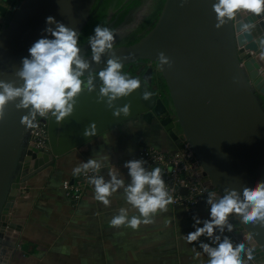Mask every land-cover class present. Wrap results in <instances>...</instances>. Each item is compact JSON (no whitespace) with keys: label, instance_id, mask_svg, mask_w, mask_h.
I'll return each instance as SVG.
<instances>
[{"label":"water","instance_id":"obj_1","mask_svg":"<svg viewBox=\"0 0 264 264\" xmlns=\"http://www.w3.org/2000/svg\"><path fill=\"white\" fill-rule=\"evenodd\" d=\"M95 1L19 0L8 16L0 15V79L22 84L15 73L22 66V58L29 56L31 45L47 35V17H55L80 33ZM214 2L186 0L181 6V0H164L157 19L144 35L130 44L113 46L123 66L137 61L153 66L142 74L139 67L132 73L123 71L141 80V88L114 102V108L130 103L127 116L116 117L114 108L97 102L101 83L97 77V88L77 98L73 114L61 125L50 115L40 117L46 124L48 142V150L40 151L28 144L29 130L20 123L28 110H17L9 104L5 119L0 121V264H7L17 241L19 226L10 221V214L21 179L92 137L151 111L159 101L156 89L162 84L169 94L175 123L199 161L196 174L202 183L221 195L225 188L242 192L245 185L264 180V62L253 56L258 44L251 42V36L243 43L244 37L239 39L230 23L215 27ZM79 45L95 71L92 75H96L106 66L110 54L102 56L97 64L91 60V53L87 54L88 41ZM160 52L170 58L171 68L163 65L160 69ZM144 92L152 96L145 100ZM92 122L96 130L87 137L83 133ZM173 125L169 123L166 129ZM230 222L235 225L232 233L243 241L249 231L253 233L252 240L247 241L255 249L253 263L264 264V227L242 225L235 218Z\"/></svg>","mask_w":264,"mask_h":264},{"label":"clouds","instance_id":"obj_2","mask_svg":"<svg viewBox=\"0 0 264 264\" xmlns=\"http://www.w3.org/2000/svg\"><path fill=\"white\" fill-rule=\"evenodd\" d=\"M186 0H181V6ZM212 9L216 14L217 29L229 23L247 43L248 36L251 42L258 44L257 59L264 62V32L253 35L259 24L253 17L264 15V0H215ZM47 35L37 39L28 49L29 56L22 58V66L16 71L22 84L17 86L14 81L0 79V121H3L9 104H14L17 110L27 109L20 123L26 130L38 127L37 117H55L57 125L73 114L77 98L85 91L91 93L97 88L94 82L100 80L97 102H106L108 108H114V102L131 95L134 90L141 88L139 77H133L123 72L121 57L115 54L114 43L116 33L109 27L97 24L94 34L88 38L91 50V60L99 64L102 56L110 54L106 66L92 75L91 63L87 55L82 53L79 45L80 33L57 21L55 17L46 18ZM51 37V38H50ZM159 67H172V61L163 52L158 54ZM87 73V74H86ZM87 75V79L82 77ZM152 96L144 92L143 99ZM106 98V101H105ZM130 103L122 107H115L113 115L127 116L130 113ZM96 130L95 122L86 126L84 135ZM105 162H110V155L92 156L87 161L73 168V175L87 176L89 172L95 175L87 176L88 183L94 186L93 197L106 207L111 205V197L118 190H123L125 202L130 207H120L118 214L109 221L112 227H130L138 230L141 224L154 223L158 212H167L168 206L174 203L160 167L149 169L144 159H131L124 163L128 169L130 182H125L119 169H109L108 179L100 174ZM206 204L209 208V218L201 220L193 216L194 231L183 235L188 244L198 242L199 249L193 246V259L200 264H250L254 258V248L245 241H251L253 233L248 232L245 241L233 242L224 233L232 232L235 225L230 218L238 219L239 224H259L264 227V180H259L254 186L245 185L242 192L236 189H224V194L217 195L208 192ZM135 210L138 215H129ZM203 226H199L200 224ZM206 237L211 243L202 241ZM207 256V260L202 258Z\"/></svg>","mask_w":264,"mask_h":264},{"label":"crops","instance_id":"obj_3","mask_svg":"<svg viewBox=\"0 0 264 264\" xmlns=\"http://www.w3.org/2000/svg\"><path fill=\"white\" fill-rule=\"evenodd\" d=\"M12 1L0 0L5 4L0 6V15L6 14ZM255 22L259 24L255 35H259L264 32V15L256 17ZM258 54L256 50L253 56ZM156 90L159 110L164 103V91L159 94V89ZM156 112L152 110L120 123L21 179L22 186L10 214V221L19 226L17 241L7 264H200L193 259L192 250L195 245L197 251H202L198 242L188 244L183 235L195 230L194 215L201 220L209 218L207 195L200 196L191 208L171 204L167 212L155 215L154 223L141 224L138 230H133L109 224L120 207H130L122 189L111 197V205L106 207L94 199L93 185L76 202L61 188L63 181L75 178L73 168L80 161L86 162L97 154L110 155V162H105L100 171L106 180L109 169H119L127 183L130 177L124 163L140 159L141 147L173 152L181 137L170 127L166 129L163 116H157ZM172 121L175 125V118ZM129 215L138 213L132 210ZM224 235L233 242L243 241L232 232L226 231ZM200 239L211 243L206 237ZM202 258L207 260L204 254Z\"/></svg>","mask_w":264,"mask_h":264},{"label":"built area","instance_id":"obj_4","mask_svg":"<svg viewBox=\"0 0 264 264\" xmlns=\"http://www.w3.org/2000/svg\"><path fill=\"white\" fill-rule=\"evenodd\" d=\"M13 0L7 12L13 9ZM38 127L29 129L28 144L40 151L48 150L46 124L37 117ZM138 156L147 161L149 166L160 167L163 174V179L173 196L174 203L172 205H180L186 208L194 207L197 200L202 195H207L208 192H216L209 189L208 186L200 181L196 174V169L199 167V161L196 158L189 143L184 139L173 152H163L153 147L143 146L138 151ZM95 175L89 172L87 176ZM86 175L81 174L75 176L72 181L65 180L62 182L61 188L65 195L73 202L78 201L92 186L88 183ZM185 188V193L180 191ZM218 195V194H217Z\"/></svg>","mask_w":264,"mask_h":264},{"label":"rangeland","instance_id":"obj_5","mask_svg":"<svg viewBox=\"0 0 264 264\" xmlns=\"http://www.w3.org/2000/svg\"><path fill=\"white\" fill-rule=\"evenodd\" d=\"M15 1L18 3L19 0H15ZM115 1H119L120 3H122L124 0H105V4H106L105 6L106 8H108L107 14H110L115 10L114 8ZM157 2L158 0H142L139 6L131 10L130 14L126 16L125 21L113 30L116 33L114 46L120 43H124L125 41L134 40L143 33L144 30H140L141 28L140 25L142 24L144 18H146L151 12L153 5L156 4ZM17 3L14 4L13 9H15ZM0 6L5 7V4L0 3ZM92 23H94L95 25V22L93 20H90L87 26V28L90 30L94 29V25ZM142 29H144V26ZM164 92L165 94L164 93L163 94L166 98V102L163 103V105L160 107L159 110L157 109L158 108L157 105L149 112L155 110L157 111L156 112L157 116L159 115L163 116L161 120L163 121V125L166 128L169 125V123L173 122L172 120L174 119V111L170 102L169 94L166 91V88L164 89ZM170 129H173L175 132H177L180 135L181 137L179 141L180 143L183 140V137L178 124L173 125V127Z\"/></svg>","mask_w":264,"mask_h":264},{"label":"trees","instance_id":"obj_6","mask_svg":"<svg viewBox=\"0 0 264 264\" xmlns=\"http://www.w3.org/2000/svg\"><path fill=\"white\" fill-rule=\"evenodd\" d=\"M122 3H120L119 1L114 2V8L115 9L117 8L116 9L117 13L115 14L116 20L109 27L111 29H113V28L117 27L118 25H120L121 23H123V21L125 20V16L128 14L130 9L136 7L140 3V0H130L123 5H122ZM162 4H163V0H158V2L153 5L152 10L149 13V15L146 18H144V20L142 21V24L140 25V27H141L140 30H144V31L140 36L144 35L153 26L155 20L157 19L158 15H159ZM105 5H106L105 0H96L95 1L93 7L91 8L90 18L80 32L79 44H82V43L88 41L89 36L94 34V29L90 30L87 28L90 20H93L95 22V25H94V23H92L94 25V28L97 24H100L102 26H106L109 23V21L112 20V18L109 20L107 19V15H108L107 9L108 8H106ZM120 9H122L121 12H119ZM118 12H119V14H118ZM143 26H144V29H142ZM140 36L135 38L134 40L125 41L124 43H120L117 45L130 44V43L136 41L137 39H139ZM89 53H91L90 48L87 50V54H89ZM130 65H132V64H130ZM162 87H163V90L166 88L164 86V84H162ZM162 87H160L161 91H162ZM162 98H163L162 101L166 102L165 96Z\"/></svg>","mask_w":264,"mask_h":264},{"label":"flooded vegetation","instance_id":"obj_7","mask_svg":"<svg viewBox=\"0 0 264 264\" xmlns=\"http://www.w3.org/2000/svg\"><path fill=\"white\" fill-rule=\"evenodd\" d=\"M128 1H130V0H124L123 1V3H122V5L123 4H125V3H127ZM164 1V0H163ZM141 2H142V0H140V3L137 5V6H139L140 4H141ZM136 6V7H137ZM135 8V7H134ZM134 8H132V9H130V11L128 12V14L127 15H129L130 14V12H131V10H133ZM117 9V8H116ZM114 10L113 12H111L110 14H108L107 15V19L109 20V19H111L112 18V20H110L109 21V23L107 24V25H109V27L112 25V23L116 20V13H117V10ZM124 9V8H123ZM121 10L122 9H120L119 10V12H121ZM119 12H118V14H119ZM126 15V16H127ZM126 16H125V18H126ZM125 21V20H124ZM123 21V22H124ZM119 26V25H118ZM116 28V27H115ZM115 28H113L112 30H114ZM141 37V36H140ZM149 66H152L151 64H149L147 61H137L136 63H132V65H130V64H128V65H125V66H123L124 68L122 69L123 71H128V72H134L138 67L139 68H141V71H140V73L142 74V73H144L145 72V70L147 69V67H149ZM153 67V66H152ZM156 76V74L154 75L153 74V78ZM158 82L161 84V83H163V81L160 79V77H158ZM160 87H162L161 85H160ZM160 87H158V89L160 88ZM163 88V87H162ZM159 92H161V90H159Z\"/></svg>","mask_w":264,"mask_h":264},{"label":"bare ground","instance_id":"obj_8","mask_svg":"<svg viewBox=\"0 0 264 264\" xmlns=\"http://www.w3.org/2000/svg\"><path fill=\"white\" fill-rule=\"evenodd\" d=\"M160 94V93H159Z\"/></svg>","mask_w":264,"mask_h":264}]
</instances>
